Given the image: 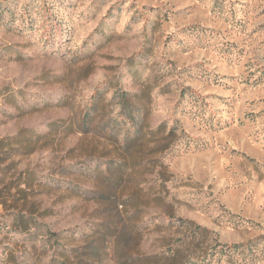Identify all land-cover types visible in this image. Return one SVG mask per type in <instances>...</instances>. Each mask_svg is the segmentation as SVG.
I'll return each mask as SVG.
<instances>
[{
    "label": "rangeland",
    "instance_id": "obj_1",
    "mask_svg": "<svg viewBox=\"0 0 264 264\" xmlns=\"http://www.w3.org/2000/svg\"><path fill=\"white\" fill-rule=\"evenodd\" d=\"M181 220L264 264V0H0V264H148Z\"/></svg>",
    "mask_w": 264,
    "mask_h": 264
},
{
    "label": "trees",
    "instance_id": "obj_2",
    "mask_svg": "<svg viewBox=\"0 0 264 264\" xmlns=\"http://www.w3.org/2000/svg\"><path fill=\"white\" fill-rule=\"evenodd\" d=\"M119 99L121 110H128L130 120L135 124L134 108L131 106L129 94H122ZM124 139L127 143L128 138ZM166 218L173 219L170 216ZM124 236L126 235L123 234L125 240ZM164 241L161 256L149 258L148 264H239L244 254L252 248L251 241L223 244L219 241L218 235L213 234L211 230L186 220H181L174 233Z\"/></svg>",
    "mask_w": 264,
    "mask_h": 264
}]
</instances>
